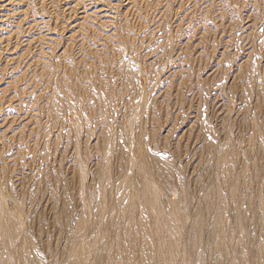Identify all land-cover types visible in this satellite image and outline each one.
I'll use <instances>...</instances> for the list:
<instances>
[{
	"label": "rangeland",
	"instance_id": "rangeland-1",
	"mask_svg": "<svg viewBox=\"0 0 264 264\" xmlns=\"http://www.w3.org/2000/svg\"><path fill=\"white\" fill-rule=\"evenodd\" d=\"M0 264H264V0H0Z\"/></svg>",
	"mask_w": 264,
	"mask_h": 264
}]
</instances>
